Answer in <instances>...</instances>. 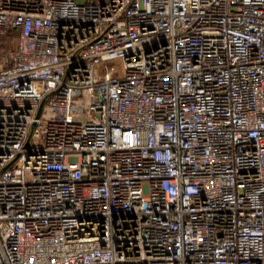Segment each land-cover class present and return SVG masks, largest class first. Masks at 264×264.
Returning <instances> with one entry per match:
<instances>
[{
    "label": "built area",
    "instance_id": "built-area-1",
    "mask_svg": "<svg viewBox=\"0 0 264 264\" xmlns=\"http://www.w3.org/2000/svg\"><path fill=\"white\" fill-rule=\"evenodd\" d=\"M1 41L0 264H264V0H0Z\"/></svg>",
    "mask_w": 264,
    "mask_h": 264
},
{
    "label": "trees",
    "instance_id": "trees-1",
    "mask_svg": "<svg viewBox=\"0 0 264 264\" xmlns=\"http://www.w3.org/2000/svg\"><path fill=\"white\" fill-rule=\"evenodd\" d=\"M3 46H4V43H3V41H1V42H0V47H1V49H3Z\"/></svg>",
    "mask_w": 264,
    "mask_h": 264
},
{
    "label": "water",
    "instance_id": "water-1",
    "mask_svg": "<svg viewBox=\"0 0 264 264\" xmlns=\"http://www.w3.org/2000/svg\"><path fill=\"white\" fill-rule=\"evenodd\" d=\"M40 107H41V105H40L39 108H38L37 115H38V113H39Z\"/></svg>",
    "mask_w": 264,
    "mask_h": 264
},
{
    "label": "rangeland",
    "instance_id": "rangeland-1",
    "mask_svg": "<svg viewBox=\"0 0 264 264\" xmlns=\"http://www.w3.org/2000/svg\"><path fill=\"white\" fill-rule=\"evenodd\" d=\"M76 1H84V0H76ZM43 116H44V113H43Z\"/></svg>",
    "mask_w": 264,
    "mask_h": 264
}]
</instances>
